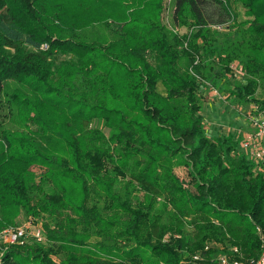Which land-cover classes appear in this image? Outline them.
I'll return each instance as SVG.
<instances>
[{
  "label": "trees",
  "instance_id": "trees-1",
  "mask_svg": "<svg viewBox=\"0 0 264 264\" xmlns=\"http://www.w3.org/2000/svg\"><path fill=\"white\" fill-rule=\"evenodd\" d=\"M15 1L0 0V231L24 213L46 242L3 243L0 264L257 259L264 169L206 132L199 80L239 60L232 93L264 110V0ZM236 2L251 21L220 52Z\"/></svg>",
  "mask_w": 264,
  "mask_h": 264
},
{
  "label": "rangeland",
  "instance_id": "rangeland-1",
  "mask_svg": "<svg viewBox=\"0 0 264 264\" xmlns=\"http://www.w3.org/2000/svg\"><path fill=\"white\" fill-rule=\"evenodd\" d=\"M11 1L16 2L15 0ZM66 1H69L70 3V0ZM235 8L238 12V20L229 27H214L213 29L219 39V42H216L213 46L210 45L209 47H218V49L215 50L227 52V50L231 47L230 45L242 43L243 31L241 29H245L251 20L248 17L246 8L242 7L240 3L236 2ZM165 20L174 32L176 31L183 34L191 30L189 26L175 25L171 17V12L166 14ZM183 46L187 47V43L183 44ZM199 55H196L195 58L197 62L201 61V54L199 53ZM213 56L214 55L208 52L207 47L206 53H204L205 59L213 58ZM231 67L234 70V75L232 74L221 78L213 75L211 78L207 79V83L199 80V84L201 86L200 92L202 95V106L199 111V115L202 117L204 128L210 136L219 138L222 135H230L237 149L248 155L249 148L245 147L244 139L246 133L252 129V126L246 119L245 112L249 110L251 104L242 102L235 94L232 93L233 88L247 82L248 75L243 69L242 62L239 60L231 63ZM93 126L103 130L107 136L112 135V130L110 128H106L100 121L94 122ZM114 142L110 141V143H112L111 145H113ZM176 172H178L181 176L183 175V171L181 169ZM160 200L163 201L162 199ZM161 201L157 205L158 210H163ZM165 209L166 211L163 212V220L164 222H168L170 212L167 207H165ZM187 220L190 221L191 219ZM31 221V217L28 218L24 213H20L18 216V222L10 227L15 229L24 228L27 232V239H30L32 237V232L35 229V226L32 225ZM187 223L185 232L188 236H191L194 228L189 222ZM3 230H1L0 233ZM3 243V241H0V256L2 254L1 244ZM212 244H215V242Z\"/></svg>",
  "mask_w": 264,
  "mask_h": 264
},
{
  "label": "built area",
  "instance_id": "built-area-1",
  "mask_svg": "<svg viewBox=\"0 0 264 264\" xmlns=\"http://www.w3.org/2000/svg\"><path fill=\"white\" fill-rule=\"evenodd\" d=\"M245 117L251 123L252 129L246 133L244 145L249 148L250 158L264 169V110L258 105L251 104L249 110L245 112ZM32 236L41 242L46 239L40 228L34 229ZM26 238L27 232L24 228L10 227L0 233V241L4 243L23 244ZM233 251L238 252L237 249ZM199 257H201L199 254L195 255L196 259ZM217 264H264V236H262L261 253L257 259L246 260L242 256L225 253L218 258Z\"/></svg>",
  "mask_w": 264,
  "mask_h": 264
}]
</instances>
